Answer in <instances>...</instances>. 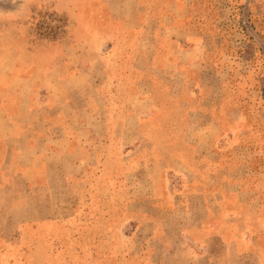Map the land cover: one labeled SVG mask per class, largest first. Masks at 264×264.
Listing matches in <instances>:
<instances>
[{
	"label": "rangeland",
	"instance_id": "rangeland-1",
	"mask_svg": "<svg viewBox=\"0 0 264 264\" xmlns=\"http://www.w3.org/2000/svg\"><path fill=\"white\" fill-rule=\"evenodd\" d=\"M0 264H264V0H0Z\"/></svg>",
	"mask_w": 264,
	"mask_h": 264
},
{
	"label": "crops",
	"instance_id": "crops-1",
	"mask_svg": "<svg viewBox=\"0 0 264 264\" xmlns=\"http://www.w3.org/2000/svg\"><path fill=\"white\" fill-rule=\"evenodd\" d=\"M23 1H27V0H23Z\"/></svg>",
	"mask_w": 264,
	"mask_h": 264
}]
</instances>
